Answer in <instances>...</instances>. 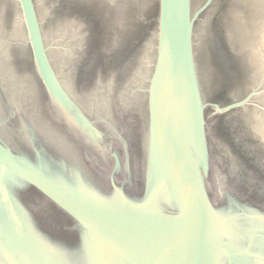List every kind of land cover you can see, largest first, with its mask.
<instances>
[{"label":"water","instance_id":"water-1","mask_svg":"<svg viewBox=\"0 0 264 264\" xmlns=\"http://www.w3.org/2000/svg\"><path fill=\"white\" fill-rule=\"evenodd\" d=\"M219 1L146 0L110 57L79 3L0 0V264H264V169L227 121L260 106L264 148V0L244 93Z\"/></svg>","mask_w":264,"mask_h":264},{"label":"flooded vegetation","instance_id":"flooded-vegetation-1","mask_svg":"<svg viewBox=\"0 0 264 264\" xmlns=\"http://www.w3.org/2000/svg\"><path fill=\"white\" fill-rule=\"evenodd\" d=\"M67 1L77 2L84 9L83 13L99 17L102 27L99 28L95 45L110 57H125L142 40L148 31V19L155 11V6L145 4L146 0ZM218 7L215 19L217 30L229 64L233 67L235 81L244 93L258 82L254 72V62L257 61L254 48L260 30L259 8L243 0H220ZM258 102L264 105V99ZM256 109H260V106L241 107L227 121L236 132L238 142L245 145V151L264 169V148L260 138L246 143L241 141L248 139L250 130L262 127L255 120L253 110Z\"/></svg>","mask_w":264,"mask_h":264}]
</instances>
